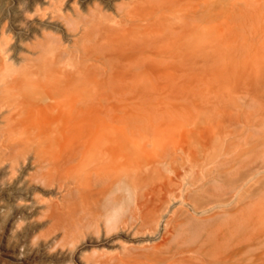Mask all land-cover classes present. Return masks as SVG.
I'll return each instance as SVG.
<instances>
[{
	"label": "bare ground",
	"instance_id": "obj_1",
	"mask_svg": "<svg viewBox=\"0 0 264 264\" xmlns=\"http://www.w3.org/2000/svg\"><path fill=\"white\" fill-rule=\"evenodd\" d=\"M212 15L233 16L232 23L245 16L253 23L254 16H264V0H0V264H161L174 255L143 241L159 232L160 211L168 195L175 194L177 181L152 182L151 196L141 190L152 173H143L146 143L141 125L125 110L128 101L119 98L142 96L146 77L190 75L195 60L208 54L206 29ZM232 60L230 68L237 63L242 70L232 75L231 68L225 75L229 103L233 86L238 88L231 76L250 65ZM259 61L263 67L264 60ZM260 67L257 77L264 75ZM243 73L239 88L252 94L244 104H253L244 122L262 127L244 137L249 147L239 149L234 141L240 152L232 153V145L225 155L249 153L241 165L261 159L246 174V183L264 169V152L258 150L264 133V96H259L264 80L255 76L263 88L258 93L247 84L249 72ZM131 196L133 206L118 215ZM210 199L216 204L224 200L217 192ZM204 229L193 249L200 264H247L243 261L258 256L245 257L240 247L223 251L214 244L211 225ZM147 231L148 238L136 244L119 240Z\"/></svg>",
	"mask_w": 264,
	"mask_h": 264
},
{
	"label": "rangeland",
	"instance_id": "obj_2",
	"mask_svg": "<svg viewBox=\"0 0 264 264\" xmlns=\"http://www.w3.org/2000/svg\"><path fill=\"white\" fill-rule=\"evenodd\" d=\"M227 17L229 20L227 19L226 21ZM232 17H223L222 15H212L209 17L210 22L206 29L208 54L204 59L200 58L195 60L190 75L181 77H146L143 80V94L139 97L138 95L133 96L131 93L122 94L120 97V92L118 91L119 86L117 87L118 83H115V92L118 93H114V100L118 102L117 100L120 97L119 100L128 101L129 106L126 107L125 110L131 114L130 117H132L137 124L141 125V139L143 138V143H146H144L146 154L143 160V173H149L151 170L152 173H150L151 175L146 180V183L142 185L141 190L146 193L147 197L152 195L150 192L152 182L160 184L161 182H167V180L172 177L177 181L175 185V194L168 195L165 207L160 211L161 216L159 217V221H161V223L159 222V226H161L157 230V232H159L156 233L151 240L146 239L143 241L145 244L159 245L167 256L171 252L174 254L161 264H167L169 262H173L174 264H200L197 258V253L195 254L193 249H195L202 240L205 231L204 228L210 225L214 230L213 236L216 235L215 237L218 241L216 243L215 239L214 244L218 248L228 252L230 250L229 248L240 247V249L243 250V256L247 254L251 255L253 253L258 255L255 261L244 260L243 262L247 264H264V187L260 186L264 183V169L259 170L257 174L252 176L248 181L249 183H242L244 182V178L248 177L246 174L249 172L248 175L250 176L251 171H253L254 167H256L261 159H255L253 162L249 161L246 165H241V163L243 164V156H248L249 153H239V155H237L240 150L237 152L238 148L235 149L236 145L237 147H240L239 149L249 147L251 142L247 144L244 143V137L251 133L253 134L254 132L261 131L260 126L262 127V124H259L258 126L244 122V117L248 116H244V114H248L247 111L250 106V108L253 109V104L252 102L244 104V101L250 99L252 94H246L242 92V87L239 88L240 84L238 83L243 80L238 75L243 72L239 74L237 72L238 78L231 76V82L234 79L235 84H237L239 88L238 90L236 85L233 86L232 96L233 94H235V96H231L232 102L237 103V107L236 105H234L235 108L231 107L230 103L232 102L230 101L229 103V101H227L230 98L226 97L228 96L226 93L228 87L227 89L225 88L226 85L228 86V80L225 78V75L229 74L232 70V75L237 69L239 72L242 70L237 68V63L234 64V69L231 67V70V59H233L232 61L239 60V64L245 59L246 61L244 62H248L253 67L254 64L256 65L257 63L259 67L263 64H259L261 60L259 62L258 60H264V16H254L253 23H251L250 19L246 20L248 17L245 16H237L240 17L238 18L239 21H243H240L239 23L236 20L232 23L234 20ZM237 17L235 18L237 19ZM257 18L259 22L254 23ZM224 21H226L227 24ZM229 21L231 23L228 24ZM247 21L250 23L246 24ZM247 59H250V61H247ZM228 60L230 61V64L227 63L229 62ZM253 61H257V63H253ZM235 62L236 61H234V63ZM227 64L229 67L228 71L225 70L227 69ZM247 66L243 68L245 69L244 72L246 73L248 71L250 74H255L251 75V77L254 76L251 80V77L250 79L248 77V75L250 76L249 73H247V75L243 73L248 81V83L247 81L246 83L249 87L254 86L253 88H257L258 91L259 89L260 91H263V88H260V84H258L260 85L258 87L257 84H255L257 83L256 80H260L261 78L258 77L263 75L259 74L257 77L258 71L260 72L262 70H260L257 65L255 66L256 68L248 67V69H246ZM262 68L264 69V66ZM262 73H264V70ZM255 76L258 79L254 80ZM263 76L261 80H264ZM239 78L241 80H239ZM263 83L264 82L261 84ZM260 91L258 93H261ZM237 92L242 96L238 97ZM262 95L264 96V92L259 96L261 97ZM263 96L261 99H263ZM225 97L228 99L226 100ZM233 99L236 101H233ZM227 103H229V105ZM227 106L231 107V109L227 108ZM234 117H239L240 121L235 118L237 119V122H235L236 120ZM144 121L146 124L143 123ZM148 121L151 122V124H148ZM229 128H231V130ZM240 129L241 131H239ZM227 132L231 135H227ZM233 132L234 134H232ZM263 136L264 133L260 134L258 137V141L262 142V146L258 149H262L259 151L261 152L260 154L264 152ZM224 138H226L227 141L230 138L232 142H227ZM241 138V141L244 144L241 143ZM234 141H237L238 144L233 145L235 144L233 143ZM239 142L242 145H240ZM203 144L205 146H203ZM232 147L234 148V151L232 150ZM229 150L233 151L232 153L237 152V154L235 155L231 153L232 157L226 156L225 154L230 155V153L228 154V152H231ZM218 154H220V158L222 159L219 158ZM211 156H214L213 158H215V160L212 159ZM259 156L261 157V155ZM201 157L205 159V161L203 159L205 163H203ZM210 157L212 159L211 161ZM216 157H218V159ZM225 157L228 159H225ZM182 159L185 161H182ZM186 159H188V162ZM208 159L209 162H207ZM211 163L212 166H209ZM214 163H217L216 168L213 167ZM235 165L239 167L234 169ZM249 165H251V167H249ZM223 167L225 168L223 169ZM239 174L241 175L239 176ZM214 183L216 184L215 186ZM219 183L221 185L217 186ZM255 185L256 188H254ZM204 186L205 188H203ZM247 187L250 190H248ZM199 190L203 191L199 192ZM161 192L162 194L164 193V191ZM214 192L220 193L224 199L219 204L211 202L210 196L211 194H214ZM133 200V196L127 199L126 202H124V206L117 210V214L120 215L127 206H133ZM218 220H222V222ZM217 222L220 224L217 225ZM224 224H226L225 227ZM214 226H216V230L213 228ZM220 226H222L220 228L221 231L219 229ZM148 235V231L141 234H135L131 239L130 237L122 235L119 240L125 242L127 240L128 244H136L138 240L148 238ZM190 250L193 252H190Z\"/></svg>",
	"mask_w": 264,
	"mask_h": 264
}]
</instances>
